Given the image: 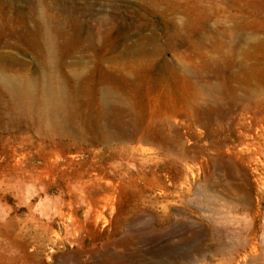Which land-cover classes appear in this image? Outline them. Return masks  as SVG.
Wrapping results in <instances>:
<instances>
[{
  "label": "rangeland",
  "instance_id": "1",
  "mask_svg": "<svg viewBox=\"0 0 264 264\" xmlns=\"http://www.w3.org/2000/svg\"><path fill=\"white\" fill-rule=\"evenodd\" d=\"M164 1L0 0L59 22L54 71L80 92L49 138L82 174L11 176L0 152V264H264V0Z\"/></svg>",
  "mask_w": 264,
  "mask_h": 264
},
{
  "label": "bare ground",
  "instance_id": "2",
  "mask_svg": "<svg viewBox=\"0 0 264 264\" xmlns=\"http://www.w3.org/2000/svg\"><path fill=\"white\" fill-rule=\"evenodd\" d=\"M177 6L179 5L177 4ZM176 7L175 9L178 8ZM7 8L8 6L0 4V49L8 46L9 40L13 39L17 42V45L29 51L37 63V73L34 75L24 70L12 71L5 66L4 62L8 60L14 65H20V63L11 59L12 57L0 53V128L9 127L19 133L16 138L0 137V152L5 148L10 155L9 158L13 157L15 163L11 167L8 166V171L11 172V176L16 174L19 176L27 175L30 178L27 171L20 168V163L23 160V165H31L29 169L33 170V176L37 180L45 178V176L52 178V180L59 179L62 182L81 180L82 174L80 172H70L73 162L66 145L60 142H53L49 138L53 132L57 133L59 130L65 129L68 125L71 126L74 123L77 113L76 107H78L75 103V98L80 92L76 82L68 81L64 76L60 78L61 76H57L54 71L55 38H53V35L55 33L51 32L53 29L51 27L54 24H59V22L54 21L50 16L48 17L44 12L46 10L42 6L41 10L44 11L40 13L43 16H38V14L35 16L34 14L31 20L33 26L29 27L28 22L23 17L18 18L15 22L10 20L9 16L7 17L6 15L8 12ZM174 12L172 11V13ZM12 24L15 25V28L11 26ZM18 29H20L19 32L17 31ZM61 35H63L62 31ZM146 77L148 78L149 76ZM146 81L149 82V80ZM86 94L88 95L87 91ZM96 106L98 113L91 117L93 124H97L102 115V105L98 102ZM66 117L68 120H65ZM22 124H27L31 127L32 133L35 135L34 138L23 133ZM41 137L44 140H48L42 141ZM40 139L41 142L39 141L36 144L35 141ZM86 172L87 170H85ZM86 183H91V180L89 179ZM72 189L74 190L75 188Z\"/></svg>",
  "mask_w": 264,
  "mask_h": 264
}]
</instances>
